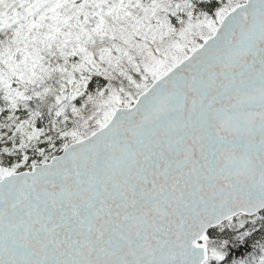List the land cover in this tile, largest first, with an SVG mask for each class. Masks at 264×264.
I'll return each mask as SVG.
<instances>
[{
  "label": "snow or ice",
  "instance_id": "1",
  "mask_svg": "<svg viewBox=\"0 0 264 264\" xmlns=\"http://www.w3.org/2000/svg\"><path fill=\"white\" fill-rule=\"evenodd\" d=\"M0 264H264V0H0Z\"/></svg>",
  "mask_w": 264,
  "mask_h": 264
},
{
  "label": "trees",
  "instance_id": "2",
  "mask_svg": "<svg viewBox=\"0 0 264 264\" xmlns=\"http://www.w3.org/2000/svg\"><path fill=\"white\" fill-rule=\"evenodd\" d=\"M257 227H259V225H257ZM254 235H255L256 239H259V238H260V235H261V233H255ZM248 249L250 250V245L248 246ZM241 254H246V253H245V252H243V250H242Z\"/></svg>",
  "mask_w": 264,
  "mask_h": 264
}]
</instances>
